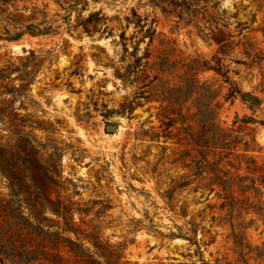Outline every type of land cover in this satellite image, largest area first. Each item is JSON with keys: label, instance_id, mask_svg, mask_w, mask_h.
<instances>
[{"label": "rangeland", "instance_id": "374dc122", "mask_svg": "<svg viewBox=\"0 0 264 264\" xmlns=\"http://www.w3.org/2000/svg\"><path fill=\"white\" fill-rule=\"evenodd\" d=\"M177 1L0 0V264H264V0Z\"/></svg>", "mask_w": 264, "mask_h": 264}, {"label": "trees", "instance_id": "16d2710c", "mask_svg": "<svg viewBox=\"0 0 264 264\" xmlns=\"http://www.w3.org/2000/svg\"><path fill=\"white\" fill-rule=\"evenodd\" d=\"M2 1H6V0H2ZM201 1H204L205 4H203L202 8L204 9V11H207V5L211 0H180L175 2L176 6H180L184 9H190L193 5H199L201 3ZM218 5V2H215L213 4V7L216 8ZM98 14V13H96ZM93 15H91L92 17ZM90 17V18H91ZM212 19L215 20L217 19L215 16H212ZM91 23V20L88 19L85 22L86 28H89V25ZM35 27L34 24H29L26 28L30 29ZM9 33L5 38L9 39V40H16L18 38H20V36L23 34V31L21 32H8ZM228 37L225 38H221L218 39V42L221 43L220 46V51H226L227 48L230 46L229 42L227 41ZM214 69L218 72L221 73L224 76V79L226 81H229L231 83V87L227 93V98H234L236 97V95H239L240 99L246 103L250 108L252 109H256L257 107H259L261 100L254 94H252L251 92H242V90H240V88L237 86V84L232 81L230 79L229 76H227L226 72H224L220 67H214ZM239 121L238 117H236V119L234 120L233 124L237 123ZM242 122L244 123H248V122H260L262 124H264V120H258L252 116H248L245 117L243 119H241ZM240 128V127H239ZM241 137L236 135L233 140H231V143L234 142H240L241 141ZM198 145H201V137L199 136L198 139L196 140ZM16 157V153L14 151H11L9 148L7 147H3L0 145V173L4 174L8 177V179H10V181L13 183L18 175L17 170L14 168V166H9L12 164V162H14ZM219 176H217L218 178ZM215 178V179H217ZM219 179V178H218ZM262 181H264V178L262 179ZM98 242H96V246Z\"/></svg>", "mask_w": 264, "mask_h": 264}, {"label": "water", "instance_id": "95a60500", "mask_svg": "<svg viewBox=\"0 0 264 264\" xmlns=\"http://www.w3.org/2000/svg\"><path fill=\"white\" fill-rule=\"evenodd\" d=\"M107 128L110 131H114V130L118 129V125L117 124H109Z\"/></svg>", "mask_w": 264, "mask_h": 264}]
</instances>
